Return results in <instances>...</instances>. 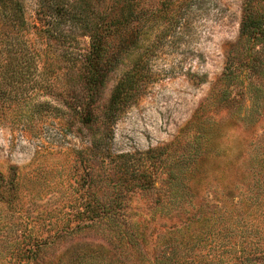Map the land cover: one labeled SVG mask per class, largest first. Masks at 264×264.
I'll list each match as a JSON object with an SVG mask.
<instances>
[{
  "label": "rangeland",
  "instance_id": "obj_1",
  "mask_svg": "<svg viewBox=\"0 0 264 264\" xmlns=\"http://www.w3.org/2000/svg\"><path fill=\"white\" fill-rule=\"evenodd\" d=\"M83 1L95 26L128 13L126 0ZM247 3L139 0L102 58L100 108L170 17L183 18L93 152L87 120L66 107L84 97L86 74L66 53L89 51L88 34L55 45L31 29L34 58H0V264H264V3ZM26 10L36 23V1ZM248 15L260 25L244 35Z\"/></svg>",
  "mask_w": 264,
  "mask_h": 264
},
{
  "label": "trees",
  "instance_id": "obj_2",
  "mask_svg": "<svg viewBox=\"0 0 264 264\" xmlns=\"http://www.w3.org/2000/svg\"><path fill=\"white\" fill-rule=\"evenodd\" d=\"M36 1V23H30L27 16L26 0H0V58H34L30 45L26 42L25 33L32 30H46L49 34L47 40L57 42L55 45H66L68 42L74 41L77 38L68 33V30L74 34L76 29H83L91 39V47L89 51L81 52L80 48H73L69 46V51L66 55L70 58H77L73 60L75 63L82 62L84 58V65L86 74L83 77L82 86L84 89V97L82 100L69 99L66 107L69 112L72 111L83 122L87 120L89 125L88 131L90 134V141L93 144L90 152H93V147L101 146L109 139V133L117 123L118 118L128 107L131 101H134L146 86L147 79L150 78L149 60L153 58L159 46L167 35L174 33L182 21V15L170 17L168 26L164 33L154 43L146 49L141 58L137 61L130 72L122 78L113 91L109 103L105 107L100 108L99 101L101 99V90L105 83V73L102 68L103 59L106 58L107 49L110 42L119 40L121 43L122 31L135 22L136 9L139 0H126L128 13L126 16L120 17L117 20L112 16L105 15L100 18L101 24L95 26L94 22L98 20L93 19L87 8V2L83 0L65 1V0H35ZM255 1L264 3V0H248L246 10L251 11V5ZM40 24V26H39ZM260 22L258 19H253L251 16H246L242 23V33L249 34L250 30L257 29ZM125 27V28H122ZM67 27V29H65ZM87 36V35H85ZM64 39V40H63ZM63 40V41H62ZM72 43V42H71ZM8 47L5 55L4 48ZM48 48H51L47 44ZM60 51L59 53L63 52ZM59 53L57 55H59ZM63 58V57H61ZM25 62L20 61L17 64L14 74L16 79H12L14 89L20 87L21 75L24 72ZM50 68V66H49ZM59 73L54 80H58ZM54 80H51L52 91L56 90ZM4 78H0V93L3 95ZM8 88L4 91L6 92ZM13 93L12 90L9 91ZM5 95V94H4ZM10 99V97H9ZM7 103V102H5ZM1 107H5L2 106ZM124 157V156H121ZM5 192H8L6 182L0 175V199L5 198ZM47 244L39 243V249L44 248Z\"/></svg>",
  "mask_w": 264,
  "mask_h": 264
}]
</instances>
